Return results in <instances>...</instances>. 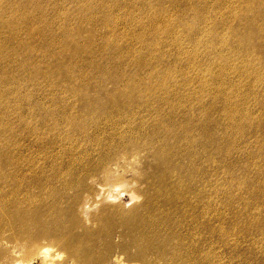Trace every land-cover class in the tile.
I'll list each match as a JSON object with an SVG mask.
<instances>
[{"label": "rangeland", "instance_id": "rangeland-1", "mask_svg": "<svg viewBox=\"0 0 264 264\" xmlns=\"http://www.w3.org/2000/svg\"><path fill=\"white\" fill-rule=\"evenodd\" d=\"M30 262L264 264V0H0V264Z\"/></svg>", "mask_w": 264, "mask_h": 264}, {"label": "bare ground", "instance_id": "bare-ground-1", "mask_svg": "<svg viewBox=\"0 0 264 264\" xmlns=\"http://www.w3.org/2000/svg\"><path fill=\"white\" fill-rule=\"evenodd\" d=\"M49 249H50V248H47V249H44V250L41 251V255L44 256L46 262H51V261H53V259H51V258L49 257V253H50V250H49ZM47 257H49V258H47ZM30 264H32V262H30Z\"/></svg>", "mask_w": 264, "mask_h": 264}]
</instances>
